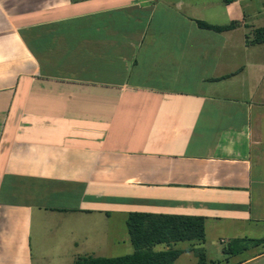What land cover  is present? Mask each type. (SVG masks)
Here are the masks:
<instances>
[{
    "label": "crops",
    "instance_id": "0c3cea01",
    "mask_svg": "<svg viewBox=\"0 0 264 264\" xmlns=\"http://www.w3.org/2000/svg\"><path fill=\"white\" fill-rule=\"evenodd\" d=\"M262 27L264 0H0V264H50L34 226L131 212L205 217L184 251L264 264L224 254L264 238ZM67 235L53 258L101 257Z\"/></svg>",
    "mask_w": 264,
    "mask_h": 264
},
{
    "label": "trees",
    "instance_id": "16d2710c",
    "mask_svg": "<svg viewBox=\"0 0 264 264\" xmlns=\"http://www.w3.org/2000/svg\"><path fill=\"white\" fill-rule=\"evenodd\" d=\"M231 3L234 0H223ZM204 29L218 32L231 30L236 24L224 27L211 26L198 21ZM255 43H264V27L255 30ZM206 219L201 216H186L172 214H154L131 212L127 215L126 226L130 241L134 247L131 254L108 258L97 256H80L72 264H175L184 252H193L197 258L196 264H215L210 261L204 247H195L184 251L175 246L179 243L204 244L206 241ZM264 238L257 240L233 239L224 248V254L235 256L249 249V244L259 246ZM158 246L164 247L157 250Z\"/></svg>",
    "mask_w": 264,
    "mask_h": 264
},
{
    "label": "rangeland",
    "instance_id": "374dc122",
    "mask_svg": "<svg viewBox=\"0 0 264 264\" xmlns=\"http://www.w3.org/2000/svg\"><path fill=\"white\" fill-rule=\"evenodd\" d=\"M109 215L112 216L111 219H105L104 216L101 221L99 219L100 216L96 215V217H98L96 219L85 218L84 220V218H71L67 219V221H49L45 225L38 227L34 226L32 243L34 246V253L38 254L36 255V259L40 261V255L44 254L47 256V260L50 259V264H72L75 261L73 258L74 254L72 253L66 256L60 254L53 258L56 254L55 251H57L62 244L63 238L68 237L67 234L70 230L76 233L75 238L78 241L85 234L88 235L91 240L98 241L101 244L104 243L103 250L99 253L101 257L115 258L133 253L134 247L128 234L126 217L113 213ZM78 243L81 244L82 242L79 241ZM187 245H189V243L179 244L178 248L182 249ZM205 247L206 250H208L207 256L210 261L219 260L221 256L217 250L220 249L222 245L218 241L214 246L207 242ZM76 252H78V250ZM187 257L190 256H183L177 264H188ZM37 264L41 263L37 262Z\"/></svg>",
    "mask_w": 264,
    "mask_h": 264
}]
</instances>
